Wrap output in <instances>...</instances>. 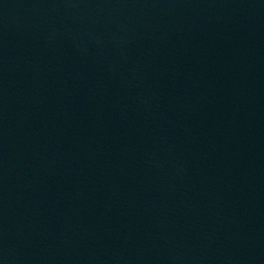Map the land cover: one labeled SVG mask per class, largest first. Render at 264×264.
<instances>
[{
	"label": "water",
	"instance_id": "95a60500",
	"mask_svg": "<svg viewBox=\"0 0 264 264\" xmlns=\"http://www.w3.org/2000/svg\"><path fill=\"white\" fill-rule=\"evenodd\" d=\"M0 264H264V0H0Z\"/></svg>",
	"mask_w": 264,
	"mask_h": 264
}]
</instances>
